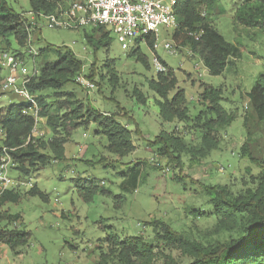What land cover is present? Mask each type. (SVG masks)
<instances>
[{
    "label": "rangeland",
    "instance_id": "374dc122",
    "mask_svg": "<svg viewBox=\"0 0 264 264\" xmlns=\"http://www.w3.org/2000/svg\"><path fill=\"white\" fill-rule=\"evenodd\" d=\"M5 1L17 13L30 10V0ZM60 1L66 5L75 0ZM243 1L218 0L213 10L212 24L215 29L225 41L239 49L238 57L229 63L225 73L217 77L208 75L200 59L188 48L176 47V54L170 56L161 47L154 49L152 44H139L141 54L147 59L146 68L128 57L136 46L123 47L110 33L109 47H99L95 52L84 37V34H90V28H43L35 35L32 43L34 49L49 47L52 50L46 57H37L36 68L45 62L56 61V53L64 49L72 51L83 65L76 76L88 78L94 64L97 78L93 81L94 89L91 92L78 86L75 78L64 90L74 92L80 102L88 101L100 112L116 113L118 103L133 118L139 136L133 134L135 151L124 158H117L106 153V139L95 134L98 130L96 125L89 124L72 132L65 145L64 161L53 162L28 177L12 170L10 178L14 187L11 190L18 192L22 200L17 205H6L0 212L20 216V223L7 227L28 231L30 240L25 247L15 251L6 246L0 247V264H123L118 258L119 243L129 237L142 238L154 247V264H163V254L171 256L178 264H188L187 257L161 239V226L155 225L159 222L176 232L192 236L205 246L228 242L240 236L238 229L226 231L217 226L211 204L213 196L201 186H227L233 194L242 193L253 187L252 178L259 174V168L249 158L256 162L264 161V131L257 123H251L250 107L244 99L259 75L264 74V32L234 24L233 13ZM171 35V31L166 33L162 29L160 41H169ZM4 46L10 52L19 50L12 38L0 40V52ZM154 59L173 70L178 88L185 92L188 99L191 122L167 124L158 118L152 104L154 94L148 89V81L156 74ZM107 69L117 77L118 86L113 94L108 84ZM5 74L0 60V83ZM100 78L104 79L103 83ZM99 83L100 92L97 90ZM200 83L221 88L224 98L222 105L227 110L236 109V119L220 133L219 149L206 159L197 163V160L182 155L183 166L179 173L173 164L161 158L156 149L146 142L152 141L161 131L172 132L176 129L187 145H198L201 134L192 128V120L204 110L198 100ZM134 88L147 97V105L135 101L132 97ZM42 94L48 102H55L54 92L45 91ZM111 96L115 103L109 100ZM20 102L23 101L17 96L0 91V109ZM242 118L248 120L244 125L247 132ZM116 119L133 132L134 124L131 121L123 116ZM44 127V122L39 121L37 131L43 134ZM243 145L249 152V158L240 156ZM83 147L87 148L84 160L92 161L91 164L79 160ZM102 157L111 167L101 162ZM128 163L139 164L141 179L135 189L123 193L120 188L127 180L122 179L121 173L128 172ZM178 175L183 179L181 182H176ZM76 180H94L112 195H96L92 202L86 204L74 189ZM34 186L46 196V201L38 196L26 195ZM119 195L124 197L120 202L114 199ZM133 262L136 264L140 261L134 259Z\"/></svg>",
    "mask_w": 264,
    "mask_h": 264
},
{
    "label": "trees",
    "instance_id": "16d2710c",
    "mask_svg": "<svg viewBox=\"0 0 264 264\" xmlns=\"http://www.w3.org/2000/svg\"><path fill=\"white\" fill-rule=\"evenodd\" d=\"M178 3L179 27L172 32L171 42L177 48H188L197 56L208 75L221 76L227 70L229 63L238 57L239 49L225 41L212 24V13L218 0H178ZM58 4H61L60 0L29 1L30 11L44 14L53 13ZM21 14L11 9L5 0H0V40L12 38L19 49L12 51L16 53H20L25 48L28 37V30ZM233 22L247 29H259L264 32V0H244L236 7ZM108 36L109 33L103 28L91 29L90 34H84L86 43L93 52L99 47L105 49L109 47ZM139 44L149 45L152 44V40L149 38L145 43L137 41L134 45L136 49L128 57L147 68V59L141 54ZM3 49L7 50L5 46ZM51 51L49 47L40 49L38 56L46 57ZM56 56V61L45 62L37 68L38 74L32 77L27 85V90L38 107V122H35L31 113V106L24 102L0 109V131L3 135H0V159L5 149L15 165L11 171L17 170L23 177L43 170L53 162L64 161V146L69 142L72 132L89 124L96 125L98 130L95 134L106 139L107 144L104 149L107 154L124 158L136 149L133 134L139 136V132L128 112L118 103H116L118 109L116 113L100 112L88 101L80 102L75 98L74 92L65 91L64 87L72 84L74 78L79 76L76 74L82 71L83 65L68 49L57 52ZM162 65L166 68V72L156 73L148 81V89L154 94L152 104L156 108L157 116L163 123L187 124L191 122L188 99L185 92L178 88L173 70L167 68L163 62ZM90 70V76L84 78L93 84L94 79L97 78L94 64L91 65ZM107 73L108 84L113 94L118 86L117 77L109 69ZM100 80L101 83L104 82L103 78ZM97 88L100 92V83L97 84ZM199 89L198 100L204 110L192 120V128L200 131L201 134L198 145H187L176 129L172 132L161 131L152 141L146 142L152 149H156V153L161 158H166L173 164L179 173L183 166L182 155H187L200 163L199 161L219 149L220 133L230 127L236 119L237 110H227L222 105L224 98L221 88L200 83ZM45 91L54 92L55 102L47 101L46 96L42 94ZM132 97L138 104L149 103L147 97L136 88L132 91ZM244 99L250 107L251 123H257L264 131V74L259 75ZM109 100L115 103L112 96ZM117 116H123L131 121L134 124L133 132L127 129L125 124L119 123ZM41 120L44 121L48 134L41 137L32 136L33 129H37ZM247 121L246 118L243 119V126ZM245 129L247 132L246 127ZM240 156L250 157L244 145ZM249 160L259 168V174L252 178L253 187L247 188L244 192L233 194L227 186H201L213 196L211 204L217 226L226 231L238 229L239 237L228 242L205 246L192 236L176 232L160 222L155 224L161 226V239L187 257L188 264H264V161L256 162L252 157ZM80 161L92 163L88 160ZM101 162L105 163L106 167H111L103 157ZM127 166L128 172L121 173L122 179L127 180V186L124 182L125 186L122 185L120 188L123 193L135 189L140 183L139 178L141 179L139 164L128 163ZM182 180L178 175L176 182ZM11 189L0 195V210L8 204L17 205L22 200V196ZM74 189L86 204L92 202L96 195L104 197L112 195L94 180H76ZM26 195L47 200L36 186ZM114 199L120 202L124 197L119 195ZM17 222L20 223V216H10L0 212V244L11 251L25 247L30 240L28 231L7 227ZM119 246L118 258L123 264H135L134 259L140 261L136 264H154L156 259L154 247L144 242L142 238L129 237L120 242ZM162 260L163 264H178L171 256L164 254Z\"/></svg>",
    "mask_w": 264,
    "mask_h": 264
},
{
    "label": "built area",
    "instance_id": "2783aa9c",
    "mask_svg": "<svg viewBox=\"0 0 264 264\" xmlns=\"http://www.w3.org/2000/svg\"><path fill=\"white\" fill-rule=\"evenodd\" d=\"M178 7V0H75L66 5L58 4L57 9L49 14L30 10L22 13L21 17L28 30L26 46L20 53L8 50L0 52L1 66L6 71L0 83V91L2 94H13L29 104L35 122H38V107L29 94L27 85L31 78L38 74L35 66L38 50L32 47V43L35 35L43 28L50 30L103 28L123 47L134 46L137 41L145 43L150 38L154 49L161 47L165 53L173 56L176 54V46L171 39L160 41V32L162 29L166 33L178 29ZM153 68L156 73L166 72V68L156 59L153 61ZM204 70L206 72L205 68ZM75 81L87 92L94 89V85L83 76H77ZM1 133L0 131V135ZM32 136L41 137L42 134L34 128ZM14 166L4 149L0 159V195L14 187V182L10 178L11 168ZM2 246L0 244V247Z\"/></svg>",
    "mask_w": 264,
    "mask_h": 264
},
{
    "label": "crops",
    "instance_id": "0c3cea01",
    "mask_svg": "<svg viewBox=\"0 0 264 264\" xmlns=\"http://www.w3.org/2000/svg\"><path fill=\"white\" fill-rule=\"evenodd\" d=\"M161 121V120H160ZM44 122V121H43ZM168 124V123H167ZM45 128V127H44ZM127 129H129L128 127H127ZM130 130V129H129ZM131 131V130H130ZM47 132V133H46ZM46 134H48V130L45 128V130L43 131V134L42 135H46ZM136 144V143H135ZM136 146V145H135ZM64 148H65V146H64ZM86 151H87V148H85V147H83L82 149H81V158H79V160H84V156H85V153H86Z\"/></svg>",
    "mask_w": 264,
    "mask_h": 264
}]
</instances>
